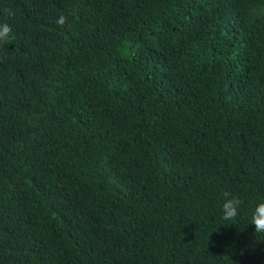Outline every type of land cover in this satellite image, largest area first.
<instances>
[{"label": "trees", "instance_id": "obj_1", "mask_svg": "<svg viewBox=\"0 0 264 264\" xmlns=\"http://www.w3.org/2000/svg\"><path fill=\"white\" fill-rule=\"evenodd\" d=\"M4 23L0 264H264V0H0Z\"/></svg>", "mask_w": 264, "mask_h": 264}, {"label": "clouds", "instance_id": "obj_2", "mask_svg": "<svg viewBox=\"0 0 264 264\" xmlns=\"http://www.w3.org/2000/svg\"><path fill=\"white\" fill-rule=\"evenodd\" d=\"M72 15H76L75 11H73ZM55 23L60 28H64L65 26H69V18L64 14H60ZM11 32L12 29L8 24H0V43L7 42L11 36ZM222 196L224 197L221 207L222 219L224 221H235L240 214L244 201L228 191L223 192ZM251 224L254 225L255 233L264 234V199L258 200L252 208Z\"/></svg>", "mask_w": 264, "mask_h": 264}]
</instances>
